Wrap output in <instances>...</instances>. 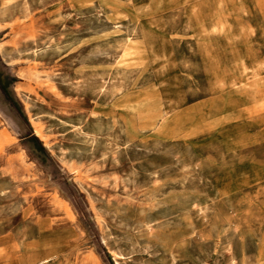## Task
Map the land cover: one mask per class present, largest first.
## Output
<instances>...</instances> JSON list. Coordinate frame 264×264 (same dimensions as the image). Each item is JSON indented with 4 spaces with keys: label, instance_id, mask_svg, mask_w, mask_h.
<instances>
[{
    "label": "rangeland",
    "instance_id": "1",
    "mask_svg": "<svg viewBox=\"0 0 264 264\" xmlns=\"http://www.w3.org/2000/svg\"><path fill=\"white\" fill-rule=\"evenodd\" d=\"M117 263L264 264V0H0V264Z\"/></svg>",
    "mask_w": 264,
    "mask_h": 264
},
{
    "label": "bare ground",
    "instance_id": "2",
    "mask_svg": "<svg viewBox=\"0 0 264 264\" xmlns=\"http://www.w3.org/2000/svg\"><path fill=\"white\" fill-rule=\"evenodd\" d=\"M212 23H213V22H212ZM14 24H15V23H14ZM13 26H14V25H13ZM14 27H15V26H14ZM17 27H18V25H17ZM200 35H202V34H200ZM206 36H207V35H206ZM238 41H239V40H238ZM239 42H240V41H239ZM136 49H137V48H136ZM136 49H135V50H136ZM131 50H132V49H131ZM14 63H15V62H14ZM35 83H36V82H35ZM37 125H38V124H37ZM36 132H37L39 135L42 136V134H41V132H40V129H37V127H36ZM37 133H36V134H37ZM38 134H37V135H38ZM115 254H116V253H115ZM117 264H118V263H117Z\"/></svg>",
    "mask_w": 264,
    "mask_h": 264
},
{
    "label": "crops",
    "instance_id": "3",
    "mask_svg": "<svg viewBox=\"0 0 264 264\" xmlns=\"http://www.w3.org/2000/svg\"><path fill=\"white\" fill-rule=\"evenodd\" d=\"M36 133H37V132H36ZM37 134H38V133H37ZM38 136H41V135L38 134Z\"/></svg>",
    "mask_w": 264,
    "mask_h": 264
}]
</instances>
